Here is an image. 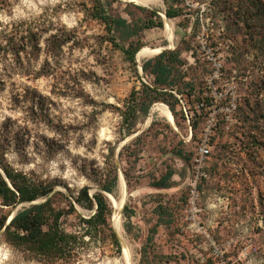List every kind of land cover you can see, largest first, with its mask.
I'll use <instances>...</instances> for the list:
<instances>
[{
  "label": "rangeland",
  "instance_id": "rangeland-1",
  "mask_svg": "<svg viewBox=\"0 0 264 264\" xmlns=\"http://www.w3.org/2000/svg\"><path fill=\"white\" fill-rule=\"evenodd\" d=\"M135 1H112L111 13L138 29L139 51H159L141 60L137 52L132 62L112 39L128 42L92 16L96 0H0V29L40 19L74 33L57 61L43 52L24 58L22 68L0 56V158L69 194L103 193L115 232V206L126 191L125 246L119 252L104 235L71 264H264V0ZM170 9L178 14L169 17ZM149 19L154 24L144 27ZM163 48L172 52L163 63L179 102L173 109L174 98L161 95L128 122L133 90L142 99L143 83L155 86L141 67ZM40 70L46 74L37 77ZM157 105L173 119L152 112ZM207 133V175L194 196L193 156ZM169 169L170 187L158 186ZM116 174L110 196L101 185ZM94 212L77 205L69 223ZM0 264L41 263L0 232Z\"/></svg>",
  "mask_w": 264,
  "mask_h": 264
},
{
  "label": "trees",
  "instance_id": "trees-1",
  "mask_svg": "<svg viewBox=\"0 0 264 264\" xmlns=\"http://www.w3.org/2000/svg\"><path fill=\"white\" fill-rule=\"evenodd\" d=\"M112 1L118 0H96L92 16L103 22L109 33L113 35L116 33L121 36L122 41L128 42L126 46L115 37L112 39L113 44L134 62L135 55L140 49L137 41L133 39L138 34V29L122 15L111 13ZM177 14L178 11L175 9L167 11L169 17H175ZM153 24L154 22L149 19L144 27ZM158 24L162 26L163 23L159 21ZM54 27L51 21L37 19L23 20L14 24L11 29H0V56L5 58L11 56L13 62L22 68L24 58L31 61L33 58H40L43 52L48 58L57 61L63 47L73 40L74 33L65 26L55 27L57 30L44 39L43 48L44 34ZM168 54L172 52H162L154 61L148 60L143 64L144 72L154 75L155 86L143 83L142 99L137 97L139 92L133 90L129 104L126 105L127 111H123L127 121L134 119L138 113L147 114L151 105L160 99L161 95L174 98V103H169L173 109L175 102H179V99L169 91L173 89L174 82L170 78L171 68L163 63L164 56ZM46 64L51 70V63L46 60ZM27 69L29 70V67ZM44 74L46 72L43 70L36 72L37 77ZM129 124L128 134H131L134 127L132 122ZM176 154L181 156L180 151ZM173 174V170L169 169L157 182L158 186L170 187ZM117 182L116 174L110 183L101 187L105 192L113 193ZM77 205L95 212L89 217L78 216L77 222L72 225L69 219L72 215H77ZM14 212L15 215L8 222ZM132 212L128 205L124 207L123 213L127 218L125 227L128 232L133 229ZM111 213L112 209L101 192L91 194L88 187H83L77 195L69 194L58 189L56 182H46L33 173L19 171L0 158V232L10 245L27 250L31 258L41 264H71L80 257L91 240H98L104 235L110 236L116 250L120 252L121 241L111 226ZM149 239L152 240V237ZM146 256V252H143L142 257Z\"/></svg>",
  "mask_w": 264,
  "mask_h": 264
},
{
  "label": "built area",
  "instance_id": "built-area-1",
  "mask_svg": "<svg viewBox=\"0 0 264 264\" xmlns=\"http://www.w3.org/2000/svg\"><path fill=\"white\" fill-rule=\"evenodd\" d=\"M211 153V144L209 133L205 134L202 138L201 143L196 149V153L194 155L193 160V172L194 177L192 181V194L195 196L198 194L197 192V184L200 180L206 177V167L208 166V159Z\"/></svg>",
  "mask_w": 264,
  "mask_h": 264
},
{
  "label": "bare ground",
  "instance_id": "bare-ground-1",
  "mask_svg": "<svg viewBox=\"0 0 264 264\" xmlns=\"http://www.w3.org/2000/svg\"><path fill=\"white\" fill-rule=\"evenodd\" d=\"M138 1L141 4H148L152 0H138ZM169 34L172 36V33H169ZM158 51H159V49H155L154 50V49H151V48H148V47H144V48H142L139 51L138 59L141 60V59H143L145 57L154 55ZM155 110H158L162 114L167 115L168 117H171L173 119V115H172V113H171V111H170L168 106H166V105H157L156 107L153 108L152 112L155 111ZM109 195L111 196V194H109ZM126 197H127L126 191L124 190L123 193H122V198L119 201H117L116 206H115L116 211H115V217H114V225H115L116 231L119 234H121V235L123 233V228H122V225H121V216L120 215H121L122 205H124L123 203H125L124 201H126Z\"/></svg>",
  "mask_w": 264,
  "mask_h": 264
},
{
  "label": "water",
  "instance_id": "water-1",
  "mask_svg": "<svg viewBox=\"0 0 264 264\" xmlns=\"http://www.w3.org/2000/svg\"><path fill=\"white\" fill-rule=\"evenodd\" d=\"M127 1H129V2H136L135 0H127ZM136 3H138V2H136ZM164 50H165V49L163 48V49H161L160 52H163ZM141 69L143 70V67H141ZM106 193H108V192H106ZM91 194H92V192H91ZM16 211H17V209L15 210V212H16ZM15 212L10 216L8 222L13 218V216L15 215ZM3 230H4V229H3ZM116 233H117L118 238L120 239L121 243L125 246V242H124L123 237H122L117 231H116Z\"/></svg>",
  "mask_w": 264,
  "mask_h": 264
}]
</instances>
